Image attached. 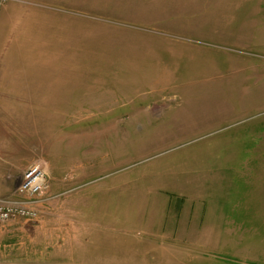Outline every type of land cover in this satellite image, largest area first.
<instances>
[{"label":"rangeland","instance_id":"1","mask_svg":"<svg viewBox=\"0 0 264 264\" xmlns=\"http://www.w3.org/2000/svg\"><path fill=\"white\" fill-rule=\"evenodd\" d=\"M263 1L0 2V196L37 159L47 175L0 264H264L259 242L174 232L181 203L233 206L264 241ZM185 174L212 195L182 198Z\"/></svg>","mask_w":264,"mask_h":264},{"label":"crops","instance_id":"2","mask_svg":"<svg viewBox=\"0 0 264 264\" xmlns=\"http://www.w3.org/2000/svg\"><path fill=\"white\" fill-rule=\"evenodd\" d=\"M264 3V1H263ZM262 12V11H261ZM40 92H36V96L39 95ZM48 99V97H46ZM41 99V98H39ZM54 101V100H53ZM49 105V104H48ZM54 105V104H53ZM49 109V107H48ZM54 109V106L51 108ZM257 160V159H256ZM183 164H194L195 161L192 160L190 162L184 161ZM183 181H182V190L179 192L180 196L182 198L190 197L192 200H199V198H206L212 195V193L207 192L204 185L199 183L196 179H193L190 175L189 177L183 175ZM189 180V182H187ZM186 186V187H185ZM184 187V188H183ZM255 187L257 188L260 195L264 194V182L258 181V183L255 184ZM224 202H228L229 199L226 198V196L223 197ZM237 208L239 211L242 210L240 208H243V210H246L247 213L249 211H252L251 206H241L236 205L234 206V210ZM233 209V206H220L216 207L214 209V212L219 213L217 216V221H212L210 218H204V211L203 213L200 210L195 211L193 215V208L191 210H188L183 203H181L180 207L177 209V223L175 226V235L177 234L179 238H184L191 241L192 243H204L207 244H215V243H221L222 245H230V243H237L238 238V244H246V245H252L256 242L261 243L260 249H264V241H259L257 238L258 236H254L252 238H249L251 236L250 231L256 230L257 227H254L251 223H246L242 216L237 220L232 218L228 214L231 213V210ZM259 211L262 213L264 212V201L263 204H261L259 201L254 205L253 212ZM209 219V220H208ZM203 228V230H201ZM247 228V229H246ZM220 230L216 232V234L213 233V230ZM250 229V230H248ZM177 230H179L177 232ZM237 232L240 233V235H237ZM245 235V236H242ZM262 240V239H261ZM246 247L244 250L246 251ZM198 249V246H196ZM257 250L259 249L256 246ZM261 249V250H262ZM260 250V251H261ZM264 251V250H262ZM247 259V258H246ZM251 260V259H250Z\"/></svg>","mask_w":264,"mask_h":264},{"label":"built area","instance_id":"3","mask_svg":"<svg viewBox=\"0 0 264 264\" xmlns=\"http://www.w3.org/2000/svg\"><path fill=\"white\" fill-rule=\"evenodd\" d=\"M13 0H0V2ZM47 175L43 160L33 161L21 173L20 181L7 196H0V228L18 221L39 218V205L44 201Z\"/></svg>","mask_w":264,"mask_h":264}]
</instances>
